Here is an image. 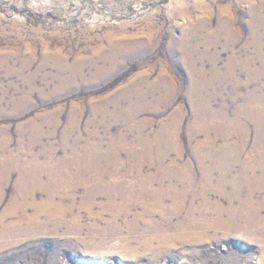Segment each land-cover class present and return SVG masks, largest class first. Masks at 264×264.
<instances>
[{
  "label": "rangeland",
  "instance_id": "1",
  "mask_svg": "<svg viewBox=\"0 0 264 264\" xmlns=\"http://www.w3.org/2000/svg\"><path fill=\"white\" fill-rule=\"evenodd\" d=\"M263 120L264 0H0V264H264Z\"/></svg>",
  "mask_w": 264,
  "mask_h": 264
},
{
  "label": "bare ground",
  "instance_id": "2",
  "mask_svg": "<svg viewBox=\"0 0 264 264\" xmlns=\"http://www.w3.org/2000/svg\"><path fill=\"white\" fill-rule=\"evenodd\" d=\"M259 21V24H260V20H258ZM228 30H229V35L227 36L228 37V40L229 41H231L229 38H232L233 40L235 39V32H233V29H232V27H231V25L229 24V23H227V25L225 26ZM258 27V25H256L255 26V28H254V32H255V30H256V28ZM191 33H192V38H195V37H198V32L196 31V30H192L191 31ZM213 37H214V32H213ZM257 38V37H256ZM191 39V38H190ZM190 40L189 39H187V38H182L181 39V51L182 52H184L185 51V44L187 43V42H189ZM257 41H258V38H257ZM206 43H208V42H206ZM205 43V44H206ZM204 44V45H205ZM192 47L193 48H196L197 47V44H195V43H193L192 44ZM226 47L228 48L229 47V45L228 44H226ZM186 52L188 53L189 52V50L187 49L186 50ZM189 53H196V51H193V52H189ZM184 58V57H183ZM185 61H186V63L188 64V65H193L194 64V61H195V59H194V57H193V54H192V56H189V57H187V56H185ZM147 76V75H146ZM143 97V96H142ZM201 108V107H200ZM133 111V110H132ZM251 115H255V114H251ZM260 115V114H259ZM263 118V117H262ZM264 121V120H263ZM203 126V125H202ZM205 127V126H204ZM203 145V144H202ZM5 148V147H4ZM91 154V153H90ZM145 158V157H144ZM87 160V159H86ZM10 161V160H9ZM11 161H12V159H11ZM16 161V160H15ZM12 162H14V161H12ZM118 162V161H117ZM71 163L72 164H81V160H73V161H71ZM127 163V162H126ZM230 163V162H229ZM228 163V164H229ZM97 163H95L94 161H92V160H90V161H87L86 162V167H88V168H92L91 166H93V165H96ZM137 164V167H142L143 165L141 164V165H139L138 163H136ZM67 165L68 166H70L68 163H67ZM162 165V164H161ZM80 166V168H81V165H79ZM10 167V166H9ZM13 167V166H12ZM24 168L23 169H27V167H29V166H23ZM117 168L119 169V168H121L120 166H117ZM162 168V167H161ZM30 170V169H29ZM39 170H40V167H39ZM41 170H43V169H41ZM34 171V170H33ZM109 171V170H108ZM107 170H106V172H103V173H100V172H97V171H91V174L93 175V180H92V183H90L89 182V178L87 179V181L86 180H82L81 181V179H80V177H78V175L79 174H81V173H71V175H72V177H74V178H76V181H70L69 182V184H71L72 185V187L73 188H75V187H77L78 185H81V184H83V185H85L87 188H88V190H89V188H92L95 184L96 185H107V186H116V182H115V180L111 177L109 180H104L103 179V176H104V174L105 173H109V174H112V175H116V174H118L119 172H113V171H110V172H108ZM51 172V171H50ZM49 172V169H48V174L49 175H54V174H56L57 172H52V173H50ZM80 172V171H79ZM225 172H227V170L225 171ZM25 173V172H24ZM26 174V173H25ZM41 174H43V173H41ZM22 175V174H21ZM28 174H26V176H27ZM24 176V175H23ZM22 176V177H23ZM246 176V175H245ZM262 180V179H261ZM21 183V182H20ZM24 183V182H23ZM245 185H247V187H248V189H250V190H248V194H247V198H244L242 201H241V203H244L243 204V207L245 208V207H252V210H255L257 207L255 206V203L254 202H256V201H254V199L255 198H253V190H254V188H253V186H252V181L250 180V179H246L245 180ZM38 187V186H37ZM110 188V187H109ZM77 189V188H76ZM21 191V190H20ZM75 191V190H74ZM99 191V190H98ZM101 192V191H100ZM95 193H96V191H95ZM255 193V192H254ZM72 194V193H71ZM70 194V195H71ZM57 195V192H50L49 193V195H48V197H47V200L48 201H46V202H49L50 204H53V203H55V204H59V202L58 201H56L54 198H55V196ZM69 195V194H68ZM69 195V196H70ZM74 196V194L72 195V197ZM75 197H76V195H75ZM74 197V198H75ZM255 197V196H254ZM86 200V199H85ZM219 200H220V198H219ZM46 202L45 203H42V204H39V205H37V207H36V210H35V212H33L31 215H28V217H24L25 219H27V222H28V225H26V226H28V227H26V226H22V221H17L16 219H15V221H13L12 223H10L9 224V227H7L6 229H5V231H4V235H6V236H16L17 235V232H18V234L19 233H21L22 231H24V230H27V233H31V232H35L36 231V229L35 228H33L34 227V225H35V223H36V221H37V218L38 217H40L42 214H46L47 216H49V218H48V220L47 221H49V222H53V223H55V227L54 228H56V226L57 225H59L61 222H63V220H64V217L65 216H67L66 214H67V212H68V206H66V205H64V204H59V205H54L55 206V208L56 209H49L48 207H46L45 205H46ZM72 204H75L74 203V201L73 202H71ZM83 203V202H82ZM218 203H220V201L218 202ZM211 205H212V203H210ZM215 205H216V203H214ZM232 204V203H231ZM12 205V204H11ZM32 205H33V203H32ZM31 205V206H32ZM35 205H36V203H35ZM223 205V204H222ZM13 206V205H12ZM78 206V205H77ZM80 206H81V204H80ZM213 206V205H212ZM219 206V205H218ZM16 207V206H15ZM26 207V206H25ZM74 207V206H73ZM222 207V206H221ZM234 207L235 206H231L230 207V209H232V210H234ZM9 208V207H8ZM7 208V209H8ZM13 208H14V206H13ZM18 208V207H17ZM219 208H220V206H219ZM10 209H12V208H10ZM10 209L9 210H7L6 211V209H5V213L3 214V216H4V218H3V216H2V218L3 219H5V217L6 216H12V218H14V215H13V212L16 210H14V211H12V213H11V211H10ZM24 209H26V208H24ZM222 209V208H221ZM26 210H28V209H26ZM70 210V209H69ZM72 210V209H71ZM218 210V209H217ZM219 211V210H218ZM224 211H226V210H224ZM25 212V211H24ZM217 212V211H216ZM27 213V212H26ZM16 214V213H15ZM18 215V214H17ZM220 215H221V213H220ZM1 218V219H2ZM7 218V217H6ZM222 218V217H221ZM220 218V216H218V222L219 221H221V223H222V219ZM2 219V220H3ZM216 222V221H215ZM45 223V222H44ZM225 223V222H224ZM219 224V223H218ZM45 225V224H44ZM21 227V228H20ZM3 228V227H2ZM1 228V229H2ZM14 228H16V229H14ZM41 228L44 230V228H43V225L41 226ZM52 229V228H51ZM57 229V228H56ZM50 231V230H49ZM2 232H3V229L0 231V238H2L3 236H1V234H2ZM4 243V242H3ZM5 244V243H4ZM3 251V250H2ZM83 264H88V262L87 261H83Z\"/></svg>",
  "mask_w": 264,
  "mask_h": 264
}]
</instances>
